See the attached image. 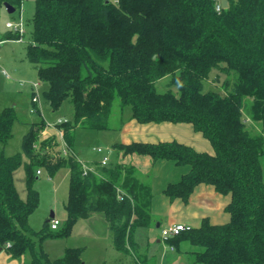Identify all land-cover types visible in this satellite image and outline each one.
I'll return each mask as SVG.
<instances>
[{"label": "trees", "instance_id": "obj_1", "mask_svg": "<svg viewBox=\"0 0 264 264\" xmlns=\"http://www.w3.org/2000/svg\"><path fill=\"white\" fill-rule=\"evenodd\" d=\"M227 1L217 10L216 0H36L26 57L48 83L43 96L50 106L58 109L68 99L73 104V120L55 124L70 154L62 153L55 135L40 139L46 125L42 119L23 135L22 152L6 155L16 111L2 109L0 247L13 257L29 254L26 264H80L82 247H67L62 256L51 258L43 241L69 236L78 219L100 211L116 249L131 255L134 264H149L133 239L136 227L151 222L149 183L124 164L98 161L91 164L94 171L84 174L73 148L77 125L121 127L129 106L131 119L141 123H191L214 148L199 151L177 140L120 143L125 154L190 166L179 181L167 185L166 195L187 200L196 185L206 183L231 197L228 222L212 224L205 218L168 242L191 241L197 247L191 252L195 263L264 264V0ZM230 72L235 74L232 83L225 78L222 89L207 87L213 73ZM165 76L176 92L157 90ZM33 107L40 112L37 103ZM116 114L119 122L113 125ZM245 118L259 123L260 132L253 133ZM22 165L25 198L15 184ZM41 168L50 176L69 171L66 219L56 229L51 227L55 217L38 230L29 221L40 203L34 183Z\"/></svg>", "mask_w": 264, "mask_h": 264}, {"label": "rangeland", "instance_id": "obj_2", "mask_svg": "<svg viewBox=\"0 0 264 264\" xmlns=\"http://www.w3.org/2000/svg\"><path fill=\"white\" fill-rule=\"evenodd\" d=\"M35 3L36 0H21L19 4H14L15 10L9 12L5 2L0 0V113L3 108L8 106L14 107L16 111L13 136L4 148L0 143V149L3 148L6 155L22 152L23 135L33 122L36 123L42 119L46 122V125L41 132L40 139L44 137L49 139L55 135L59 146L61 144L60 148H62L61 130L59 131L55 124L59 120L67 121L74 118L73 104L69 99L64 101L58 109H53L49 102L45 100L43 91L48 88V83L39 79L36 65L26 57L27 48L33 35L32 18L35 13ZM20 21L23 24L22 32H15L13 28L7 27L8 22L18 23ZM10 34H18L19 37L16 39L8 38ZM4 70L7 73H4ZM225 78L228 84L232 83L235 79V74L230 72L216 75L213 73L207 80V87L222 89V85H226ZM35 83H39L40 101L38 107L40 112L31 111L33 107L32 92ZM169 83V76L161 78L156 83L157 90L164 92L171 87L176 92L177 87L167 86ZM129 110L130 107L127 106L125 111L129 112ZM119 118V115H114L112 124L116 125L119 122ZM245 122L249 124L253 133L260 132L259 123L251 122L248 118H245ZM115 130H98L79 124L75 127L73 148H75L77 153L79 152L78 156L80 158H101L102 153L97 152L93 148L98 146L103 147L105 150L110 148L107 150V154H109L111 162L115 157V152L112 149L113 140L117 136V131ZM213 151L214 148L212 147ZM41 171L42 174L38 175V179L34 183V188L40 191V203L30 216V225L35 230L40 229L45 217L49 216L53 211L56 214L55 218L61 222L60 227H62L66 219V210L63 208V204L68 196L69 171L63 168L54 176H50L44 168H41ZM15 184L19 193L25 198L26 188L23 165L16 172ZM140 236L138 234V238H141ZM113 238V232L110 231L106 223L105 213L98 211L86 218L78 219L71 234L63 240L46 241L44 249L49 251L51 257L62 256V253L58 254L61 249L60 241H66L71 246L83 248L82 263L80 264H95L97 262L134 264V259L131 255L123 254L114 247ZM34 239L38 241V236H35ZM26 258V261H29L30 255H26Z\"/></svg>", "mask_w": 264, "mask_h": 264}, {"label": "crops", "instance_id": "obj_3", "mask_svg": "<svg viewBox=\"0 0 264 264\" xmlns=\"http://www.w3.org/2000/svg\"><path fill=\"white\" fill-rule=\"evenodd\" d=\"M123 119V126L118 127V129L115 128L117 136L112 144L115 157L110 163L132 166L136 174L149 183L152 193L151 222L148 226L136 227L133 233V239L138 244L139 253L147 259L149 264H201L192 261L191 252L197 247L191 241L183 239L176 245H172L163 240L162 229L171 223H185L192 227H199L205 218L212 224H224L230 220V213L226 209L231 199L230 195L217 191L211 184L200 183L195 186L187 200L170 198L166 195L165 188L169 183L179 181L183 174L190 170V166L179 165L170 159L154 160L150 155L145 154H125L118 145L120 143L128 144L132 141L177 140L199 151L212 152V144L202 132L195 130L191 123L171 121L141 123L131 119L130 111L124 113ZM109 149L106 148V150ZM81 159L93 164L100 161L101 158L84 157ZM41 174L42 171L38 175ZM21 197L24 198L22 195ZM65 203L63 208H65ZM51 213L55 217V212L52 211ZM50 215L45 217L42 225L44 221L53 218ZM106 223L112 232L107 218ZM138 234L141 235V238H138ZM64 238H47L43 241V248H45L44 243L48 240H63ZM60 242L61 249L58 254L62 253L61 255H63L67 247H75L66 241ZM46 252L50 256L49 251ZM26 260V256L13 257L5 248L0 247V264H26Z\"/></svg>", "mask_w": 264, "mask_h": 264}, {"label": "built area", "instance_id": "obj_4", "mask_svg": "<svg viewBox=\"0 0 264 264\" xmlns=\"http://www.w3.org/2000/svg\"><path fill=\"white\" fill-rule=\"evenodd\" d=\"M222 7V1L221 0H216V9L220 10ZM7 27L9 28H13L15 30V32H22L23 31V24L22 21L18 22V23H12V22H8L7 23ZM4 73H7L6 70H4ZM38 86L39 83H35L33 85V92H32V102L33 103H39V96L40 93L38 91ZM32 112H35V108L33 107L31 109ZM63 120H59L58 123L62 122ZM60 135L62 137L63 140V146L61 148V151L64 155H69L70 154V148L68 147L66 141L64 140L63 137V131H60ZM97 152L102 153L101 159H100V164L102 166L108 165V163L110 162V157L109 154H107V150H105L103 147L98 146L94 148ZM77 159L82 163V167H83V173L87 174V172L89 171H94L93 165L87 163L86 161L82 160L78 155H77ZM37 173H41V170H37ZM60 225V220L57 218H54L51 220V227L53 229L58 228ZM192 228L191 225L185 224V223H171L169 225H167L166 227H164L162 229V238L164 241H169V239L171 237L177 236L179 235L182 231H186V230H190Z\"/></svg>", "mask_w": 264, "mask_h": 264}, {"label": "water", "instance_id": "obj_5", "mask_svg": "<svg viewBox=\"0 0 264 264\" xmlns=\"http://www.w3.org/2000/svg\"><path fill=\"white\" fill-rule=\"evenodd\" d=\"M227 4H228L227 0H222V5L224 7L227 6ZM5 6L9 12H13L15 10V8L12 5H10L8 2H5ZM50 217H53V213H51Z\"/></svg>", "mask_w": 264, "mask_h": 264}]
</instances>
